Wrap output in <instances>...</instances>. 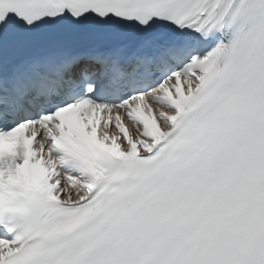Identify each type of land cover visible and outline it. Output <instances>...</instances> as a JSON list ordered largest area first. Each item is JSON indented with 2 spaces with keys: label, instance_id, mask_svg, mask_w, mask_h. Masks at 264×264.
<instances>
[{
  "label": "snow or ice",
  "instance_id": "6c2138e0",
  "mask_svg": "<svg viewBox=\"0 0 264 264\" xmlns=\"http://www.w3.org/2000/svg\"><path fill=\"white\" fill-rule=\"evenodd\" d=\"M0 264H264V0H0Z\"/></svg>",
  "mask_w": 264,
  "mask_h": 264
}]
</instances>
